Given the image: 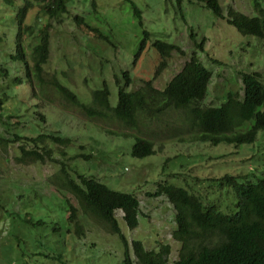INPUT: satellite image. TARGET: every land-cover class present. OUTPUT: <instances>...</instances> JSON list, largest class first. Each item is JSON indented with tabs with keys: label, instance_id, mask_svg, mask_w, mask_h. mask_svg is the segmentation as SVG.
<instances>
[{
	"label": "rangeland",
	"instance_id": "1",
	"mask_svg": "<svg viewBox=\"0 0 264 264\" xmlns=\"http://www.w3.org/2000/svg\"><path fill=\"white\" fill-rule=\"evenodd\" d=\"M219 2L221 18L200 0H72L69 13L51 21L49 77L57 73L61 84L84 104H91L92 93L106 84L110 105L116 107L120 86L132 91L154 79L161 63L154 44L162 41L180 47L182 52L172 54L155 83L157 88L164 89L196 56L212 73L201 106L219 107L229 93L243 98L244 73H260L264 83V39L242 35L228 22L229 7L256 16L250 0ZM25 3L16 0L12 9L6 0H0V65L13 52L18 26L14 13ZM261 4L264 8V0ZM135 8L141 12V22ZM36 16L37 10L29 11L26 23L34 25ZM77 16L85 25L76 24ZM47 22L43 18L38 24ZM19 75L26 80L25 68L20 66ZM127 75L132 81L129 87ZM24 87L17 100L7 103L9 110L22 116L19 131L24 136L71 140V145L62 148L67 154L62 162L72 179L84 175L140 201L136 229L129 228L121 211L116 213L133 259L135 241L149 251L169 245V261L178 259L180 244L172 237L176 229L174 208L166 197H153L160 185L185 189L230 213L237 201L217 180L225 175H248L253 180L264 177V131L252 145L178 141L168 132L175 129L173 136L178 137L175 132L182 127L181 114L170 113L133 132L117 121L87 120L53 87L47 89L52 103L34 96L27 83ZM0 133L4 134L2 127ZM123 133L149 138L156 154L133 157L136 138ZM15 156L14 148L0 146V264H125V243L107 225L82 222L85 235L81 236L69 223L67 200L79 205L72 195L54 186L63 182L58 165H17ZM56 157L61 159L58 152Z\"/></svg>",
	"mask_w": 264,
	"mask_h": 264
},
{
	"label": "trees",
	"instance_id": "2",
	"mask_svg": "<svg viewBox=\"0 0 264 264\" xmlns=\"http://www.w3.org/2000/svg\"><path fill=\"white\" fill-rule=\"evenodd\" d=\"M15 1L6 0V3L14 9L12 5ZM71 1L26 0L24 7L13 12L18 19L16 41L12 46L13 52L5 56L4 63L0 65V127L4 130V134L0 133V146L14 148L17 165L48 162L58 165L63 182L54 183V186L72 195L79 205L75 207L67 200L69 223L75 226L76 233L81 236L85 235L82 222L92 220L107 225L125 243V264H264V177L253 180L248 175H225L217 180L219 186L233 192L237 201L234 211L230 213L222 212L216 204H207L205 197L173 185H160L153 197H166L174 208L176 229L172 237L180 244L178 259L173 263L169 261V245L161 246L159 251H149L139 241L133 242V259L116 213L121 211L129 228L136 229L140 216L138 198L111 190L84 175L77 174L72 179L62 162L67 157L62 148L71 145V140L51 135L27 137L19 131L22 116L9 110L7 103L18 99V93L25 88L26 83L30 85L34 96H39L45 102L52 103L47 96V89L53 87L67 105L78 109L87 120L117 121L133 132H138L145 124L161 121L170 113L181 114L182 127L176 128L175 132L178 137L173 136L175 129L170 128L168 132L178 141L189 140L214 146L252 145L259 132L264 131V83L260 73L243 74V98L229 93L219 107L201 106L208 94L212 73L196 56L185 64L164 89L156 87L155 83L166 70L172 54L182 52L180 47L162 41L154 44L161 63L153 80L143 82L132 91L120 86L116 107L110 105V91L106 84L103 89L92 93L91 104H84L74 92L61 84L57 73L49 77L46 69L51 59V21L61 20L68 14ZM200 1L216 17H223L219 0ZM250 1L256 16L249 17L229 7L228 22L242 35L264 39L263 0ZM32 10H37L34 25L25 21L26 15ZM135 13L141 22V12L135 8ZM43 18L48 22L39 26L38 21ZM74 21L78 26L85 25L80 16L75 17ZM28 40L30 42L26 45ZM20 66L25 68L26 80L19 75ZM131 82L127 75L126 86L129 87ZM15 119L16 122L13 121ZM248 124L251 126L247 127ZM123 135L136 138L133 157L143 159L156 154L154 142L149 138L139 134ZM56 152L61 159L56 157Z\"/></svg>",
	"mask_w": 264,
	"mask_h": 264
}]
</instances>
